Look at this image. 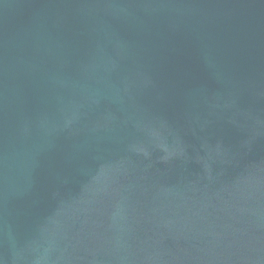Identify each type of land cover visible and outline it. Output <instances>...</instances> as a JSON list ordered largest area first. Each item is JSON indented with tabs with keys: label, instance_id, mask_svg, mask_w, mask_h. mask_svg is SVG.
Listing matches in <instances>:
<instances>
[{
	"label": "water",
	"instance_id": "water-1",
	"mask_svg": "<svg viewBox=\"0 0 264 264\" xmlns=\"http://www.w3.org/2000/svg\"><path fill=\"white\" fill-rule=\"evenodd\" d=\"M0 264H264V0H0Z\"/></svg>",
	"mask_w": 264,
	"mask_h": 264
}]
</instances>
